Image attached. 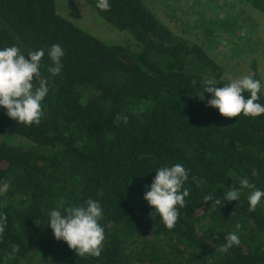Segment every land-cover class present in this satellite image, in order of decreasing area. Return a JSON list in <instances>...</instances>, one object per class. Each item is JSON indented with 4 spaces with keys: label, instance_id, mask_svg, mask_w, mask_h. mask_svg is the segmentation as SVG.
<instances>
[{
    "label": "trees",
    "instance_id": "1",
    "mask_svg": "<svg viewBox=\"0 0 264 264\" xmlns=\"http://www.w3.org/2000/svg\"><path fill=\"white\" fill-rule=\"evenodd\" d=\"M84 1L113 30L128 34L129 44L87 34L57 13L55 0H0V50L43 49L41 76L49 88L38 126L17 124L0 107V185L10 182L0 193V215L7 217L0 264H264V197L251 213L248 189L237 201H223L245 177L264 191V115L227 119L206 106L211 94L199 98L202 80L224 86L221 67L145 0H109L108 11L97 0ZM235 1L264 16V0ZM201 18L193 28L202 27L208 42L234 24L223 19L210 27ZM53 44L65 51L55 76L47 70ZM249 75L261 81L255 63ZM259 95L264 105L262 90ZM118 115L127 123H117ZM177 163L189 172L183 187L190 195L169 230L143 197L155 171ZM209 193L224 203L203 202ZM89 198L103 209L98 258L77 256L47 226L61 199L67 207ZM237 223L240 244L221 253Z\"/></svg>",
    "mask_w": 264,
    "mask_h": 264
},
{
    "label": "clouds",
    "instance_id": "2",
    "mask_svg": "<svg viewBox=\"0 0 264 264\" xmlns=\"http://www.w3.org/2000/svg\"><path fill=\"white\" fill-rule=\"evenodd\" d=\"M96 7L101 11L110 10L109 0H97ZM48 57L52 66L48 72L53 76L62 70L61 59L65 55L64 49L53 44L48 49ZM45 53L43 49L29 51L27 55L21 52L17 46H9L0 50V107L6 110L7 116L17 124L25 126L39 125L44 115L42 101L48 95V80L41 76V60ZM38 81V85L34 83ZM192 84L195 86L196 81ZM214 78L205 77L202 80V91L198 96L203 101L204 93L211 94L206 106L215 108L218 113L227 119L237 118L240 115L256 118L264 115V105L259 103L260 92L264 84L254 79L251 75H243L239 78H229L224 86L218 87ZM249 95L245 97L244 93ZM123 120L127 123V117L118 115L117 123ZM189 172L182 164L162 166L155 171V176L148 190L144 194L147 204L155 209L154 215H158L164 226L171 230L179 219V209L186 207L185 198L190 191L184 188ZM259 173L252 171V176ZM239 188L232 187L223 196V201H237L243 189L250 190L248 196V212H255L260 204L264 191L256 188L248 178L239 180ZM10 187V182L5 181L0 185V193H5ZM212 201V204L222 205L220 198L215 193H209L203 197V202ZM60 207L48 213L47 226L52 230L56 240L64 241L68 248L77 256L98 258L104 247L105 231L99 221L103 218V209L97 200L87 199L83 205H68L64 207L61 199ZM63 209L65 215H62ZM6 215H0V238L6 228ZM237 231L226 237V243L221 245L219 251L226 253L233 246L240 244L239 230L242 225L237 223ZM19 250L18 245L12 246V252Z\"/></svg>",
    "mask_w": 264,
    "mask_h": 264
},
{
    "label": "rangeland",
    "instance_id": "3",
    "mask_svg": "<svg viewBox=\"0 0 264 264\" xmlns=\"http://www.w3.org/2000/svg\"><path fill=\"white\" fill-rule=\"evenodd\" d=\"M155 16L175 34L188 37L206 48L209 56L222 69V78H239L249 75L255 63L264 84V16L245 3L235 0H145ZM57 13L99 41L109 45L129 44V35L113 30L84 0H55ZM200 12L204 17L196 15ZM201 18L210 27L220 24L219 20L234 22L230 31L215 40L206 41L203 28H193ZM216 23V24H215ZM186 25L191 27L188 29ZM239 49L241 51H239ZM239 52V53H237ZM264 94V88H262ZM30 259L27 264H37Z\"/></svg>",
    "mask_w": 264,
    "mask_h": 264
}]
</instances>
